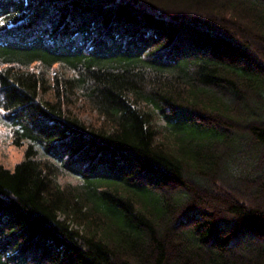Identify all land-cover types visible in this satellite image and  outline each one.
<instances>
[{"label":"trees","instance_id":"obj_1","mask_svg":"<svg viewBox=\"0 0 264 264\" xmlns=\"http://www.w3.org/2000/svg\"><path fill=\"white\" fill-rule=\"evenodd\" d=\"M0 113V264H264V0H0Z\"/></svg>","mask_w":264,"mask_h":264},{"label":"rangeland","instance_id":"obj_2","mask_svg":"<svg viewBox=\"0 0 264 264\" xmlns=\"http://www.w3.org/2000/svg\"><path fill=\"white\" fill-rule=\"evenodd\" d=\"M77 37V35H76ZM73 113H76L81 119L87 123L98 125L101 117L95 111H92L86 104L81 101L73 100L69 106ZM158 125H163L164 121L160 118L157 121ZM25 145L17 146L11 141V128L3 120L0 113V163L8 169H13L14 165L23 159ZM76 177L73 175H63L58 178L61 183L73 184L76 182Z\"/></svg>","mask_w":264,"mask_h":264}]
</instances>
